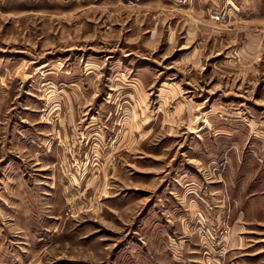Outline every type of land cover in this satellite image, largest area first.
Masks as SVG:
<instances>
[{
    "label": "rangeland",
    "instance_id": "1",
    "mask_svg": "<svg viewBox=\"0 0 264 264\" xmlns=\"http://www.w3.org/2000/svg\"><path fill=\"white\" fill-rule=\"evenodd\" d=\"M0 264H264V0H0Z\"/></svg>",
    "mask_w": 264,
    "mask_h": 264
},
{
    "label": "built area",
    "instance_id": "2",
    "mask_svg": "<svg viewBox=\"0 0 264 264\" xmlns=\"http://www.w3.org/2000/svg\"><path fill=\"white\" fill-rule=\"evenodd\" d=\"M226 17H227L226 14H217L211 16V19L216 23H222L226 20Z\"/></svg>",
    "mask_w": 264,
    "mask_h": 264
},
{
    "label": "crops",
    "instance_id": "3",
    "mask_svg": "<svg viewBox=\"0 0 264 264\" xmlns=\"http://www.w3.org/2000/svg\"><path fill=\"white\" fill-rule=\"evenodd\" d=\"M162 90V89H161ZM163 91V90H162ZM164 93V92H163Z\"/></svg>",
    "mask_w": 264,
    "mask_h": 264
}]
</instances>
